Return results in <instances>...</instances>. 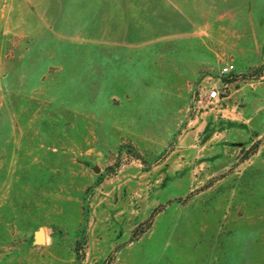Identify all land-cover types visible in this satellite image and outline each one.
Wrapping results in <instances>:
<instances>
[{"label": "rangeland", "instance_id": "374dc122", "mask_svg": "<svg viewBox=\"0 0 264 264\" xmlns=\"http://www.w3.org/2000/svg\"><path fill=\"white\" fill-rule=\"evenodd\" d=\"M0 264H264V0H0Z\"/></svg>", "mask_w": 264, "mask_h": 264}, {"label": "built area", "instance_id": "2783aa9c", "mask_svg": "<svg viewBox=\"0 0 264 264\" xmlns=\"http://www.w3.org/2000/svg\"><path fill=\"white\" fill-rule=\"evenodd\" d=\"M236 67L234 64L227 63L222 67L220 71V77H228L235 73ZM208 99L210 101H219L221 99V93L218 87L212 88L208 93Z\"/></svg>", "mask_w": 264, "mask_h": 264}, {"label": "water", "instance_id": "95a60500", "mask_svg": "<svg viewBox=\"0 0 264 264\" xmlns=\"http://www.w3.org/2000/svg\"><path fill=\"white\" fill-rule=\"evenodd\" d=\"M95 172H99V169L98 168H95L94 170ZM36 239H37V242L40 243V244H44L46 242V239H45V233H44V230H40L37 235H36Z\"/></svg>", "mask_w": 264, "mask_h": 264}]
</instances>
